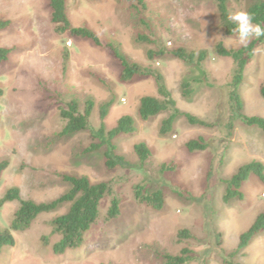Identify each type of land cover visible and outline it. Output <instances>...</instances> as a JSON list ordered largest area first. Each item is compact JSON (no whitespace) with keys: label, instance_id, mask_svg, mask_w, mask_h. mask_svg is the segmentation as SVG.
Returning a JSON list of instances; mask_svg holds the SVG:
<instances>
[{"label":"rangeland","instance_id":"obj_1","mask_svg":"<svg viewBox=\"0 0 264 264\" xmlns=\"http://www.w3.org/2000/svg\"><path fill=\"white\" fill-rule=\"evenodd\" d=\"M67 14L74 27H88L103 47L69 34L58 35L47 0H0V20L11 26L0 33V48L10 49L7 63H0V163L9 162L0 180V226L10 228L19 208L17 202L2 205L11 188H19L24 200L53 202L70 190L64 176L88 177L93 184L110 183L112 197L101 205L100 219L86 235L82 249L55 254L59 241L53 236V221L66 214L70 204L40 216L26 232H13L16 245L4 248L0 264H164L163 255L178 256L184 249L193 252L190 264H264V232L237 255L240 236L264 212V184L252 175L243 185L242 200L225 203L229 180L240 167L264 165V133L256 126L236 124L223 165L220 141L222 127L205 129L177 120L174 132L164 136L161 123L169 114L148 122L138 116L140 100L155 96L152 79L123 83L120 62L107 45L121 46L131 62L153 66L165 77L167 86L182 113L207 123L223 125L229 114L227 84L233 62L211 55L204 68L172 57L147 60L152 48L137 42V34L155 35L169 48L208 50L219 42L228 49L242 47L237 37H227L220 25L213 0H146V20L151 31L138 28L129 4L119 0H66ZM250 0H229L230 11H247ZM208 76V83L200 80ZM193 92L184 96V85ZM264 45L257 48L247 67L241 95L245 114L264 118ZM88 100L94 102L90 119L100 128V107L113 102L105 120L110 131L124 116L136 122V132L115 140L118 153L130 169L108 170L105 149L86 153L93 140L88 132L61 137L66 125L61 111L76 101L83 112ZM204 138L209 148L189 153L186 143ZM145 143L150 159L142 164L135 153ZM163 192L165 206L153 210L135 199V189ZM113 198L120 201L121 213L113 221L107 213ZM188 230L192 237L181 239Z\"/></svg>","mask_w":264,"mask_h":264},{"label":"trees","instance_id":"obj_2","mask_svg":"<svg viewBox=\"0 0 264 264\" xmlns=\"http://www.w3.org/2000/svg\"><path fill=\"white\" fill-rule=\"evenodd\" d=\"M121 3L129 4L131 10L136 15V25L147 31H151V23L146 20L145 13L148 11L146 0H119ZM216 4L219 14L220 25L227 37H237L234 31L235 25L228 21L227 14L230 11L229 0H213ZM52 11V23L55 26V32L58 35L69 34L72 37L89 41L96 47H103V43L99 36L88 27H74L67 14L66 0H47ZM247 12L252 14L254 23L264 25V0H250ZM11 26V21L0 20V33ZM139 32L137 34V42L152 47L147 52V60L155 62L161 58L172 57L183 63L199 68H204L205 64L210 60L211 55L218 58H227L233 62V70L231 79L227 84L229 114L223 125L207 123L200 118L189 113H182L169 90L164 75L155 67H144L137 63H133L123 52L120 45L109 43L107 49L111 56L120 62L122 72L120 80L123 83H130L135 80L152 79L156 86L157 94L155 96H145L140 100L138 111L139 118L148 122L163 114H169L161 123V135L168 136L173 134L175 124L178 119L184 118L191 126L201 127L205 129H216L222 127L224 138L220 141L222 147V157L219 166L223 165L225 153L229 149L233 140L236 124L240 123L245 126H256L264 133V118L253 116L249 117L245 114V104L241 95L242 87L245 80L246 70L252 61L257 48L264 45V37L259 40L253 38L247 47L239 49H228L224 43L219 42L215 45L212 52L208 50L191 51L185 47L169 48L155 35ZM11 50L0 48V63L9 61ZM208 76L205 75L204 80L200 83H208ZM193 89L190 83L184 85V96L190 97ZM0 95L2 93L0 92ZM260 95L264 100V84L260 88ZM113 102H108L100 107L101 125L98 129H93L90 119L94 109V102L88 100L85 103L84 111L80 110V106L76 101L68 104L66 109L61 111V117L66 125L61 133V137L73 136L78 133L88 132L93 140L92 145L86 150V153H92L102 148L105 149V163L108 170L130 169L132 164L122 155L118 153L115 140L123 135H130L136 132V122L131 116L122 117L117 126L108 130L105 125ZM209 148V143L204 138L190 140L186 143V149L189 153L204 152ZM135 153L140 163H146L151 157V150L145 143L135 146ZM9 162L0 163V180L4 172L8 169ZM255 175L261 183L264 184V165L260 162H252L238 169V171L225 181L227 186L225 203H230L235 199L242 200L244 194L242 192L243 185L249 178ZM63 179L70 185V190L59 199L50 203H36L31 200H24L21 197L19 188H11L7 191L1 200V204L17 202L19 208L14 215V219L10 228L3 229L0 226V254L4 248L14 247L16 245L13 232H26L33 223L42 215L55 212L61 205L70 204L69 211L58 216L53 221V236H57L59 241L54 245L53 250L57 255H63L68 250L82 249L85 244L86 235L98 223L100 219V209L102 202L114 195L113 187L110 183L93 184L88 177L64 176ZM135 199L141 204H145L153 210L161 211L165 206V196L163 192L157 191L150 193L146 188L137 187L135 189ZM121 213L120 201L113 198L111 206L107 213V220L113 221ZM264 232V212L257 216L255 222L248 231L243 233L239 239V245L236 252L247 249L250 244ZM181 239H188L191 236L188 230L180 232ZM164 264H190L195 260L193 252L184 249L178 256L163 255ZM230 264H236L230 262Z\"/></svg>","mask_w":264,"mask_h":264},{"label":"clouds","instance_id":"obj_3","mask_svg":"<svg viewBox=\"0 0 264 264\" xmlns=\"http://www.w3.org/2000/svg\"><path fill=\"white\" fill-rule=\"evenodd\" d=\"M227 19L236 26L234 29L237 34L236 42L241 46L247 47L251 39L259 40L264 37V25L254 23L252 14L247 11L229 12Z\"/></svg>","mask_w":264,"mask_h":264}]
</instances>
